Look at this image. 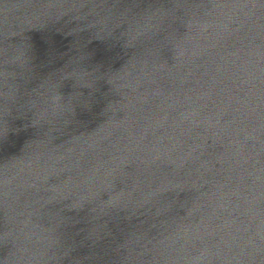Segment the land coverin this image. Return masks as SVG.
I'll return each instance as SVG.
<instances>
[{
    "label": "water",
    "instance_id": "1",
    "mask_svg": "<svg viewBox=\"0 0 264 264\" xmlns=\"http://www.w3.org/2000/svg\"><path fill=\"white\" fill-rule=\"evenodd\" d=\"M0 264H264V0H0Z\"/></svg>",
    "mask_w": 264,
    "mask_h": 264
}]
</instances>
